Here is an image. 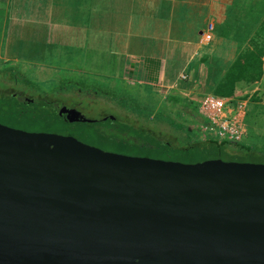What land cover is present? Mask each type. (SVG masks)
<instances>
[{"label":"water","instance_id":"1","mask_svg":"<svg viewBox=\"0 0 264 264\" xmlns=\"http://www.w3.org/2000/svg\"><path fill=\"white\" fill-rule=\"evenodd\" d=\"M0 264H264V164L129 156L0 123Z\"/></svg>","mask_w":264,"mask_h":264},{"label":"crops","instance_id":"2","mask_svg":"<svg viewBox=\"0 0 264 264\" xmlns=\"http://www.w3.org/2000/svg\"><path fill=\"white\" fill-rule=\"evenodd\" d=\"M254 1L241 0L240 5ZM236 3L239 0H6L0 1V11L29 5L37 12L34 21L42 28L39 59H44L43 68L80 71L81 65L94 67L93 61H76V54L88 51L87 44L95 42L107 58L101 72L110 79L109 84L118 79L121 84L129 82L155 92L159 100L182 101L187 109L181 113L196 121L190 127L199 134L203 118L197 111L198 101L205 94H214L215 86L239 53L232 31L226 29L232 24L229 14ZM205 34H210L209 41L204 39ZM72 35L76 44L72 48L63 45V38ZM66 57L62 64L51 63ZM263 92L264 60L258 81H238L232 95L220 97L230 99L233 106L244 100L247 106ZM248 134L246 128L241 142L229 144L237 149H264L261 137L255 146L248 143Z\"/></svg>","mask_w":264,"mask_h":264},{"label":"rangeland","instance_id":"3","mask_svg":"<svg viewBox=\"0 0 264 264\" xmlns=\"http://www.w3.org/2000/svg\"><path fill=\"white\" fill-rule=\"evenodd\" d=\"M0 1L5 3L6 0ZM20 6L16 9V5H14L5 13L0 11L1 124L29 132L72 135L78 140L102 150L129 156L182 163L220 157L225 161L264 164V149L259 148V145H257V153L253 155L237 151L233 145L226 143L223 144V152L220 155L211 144L198 145L196 153L177 154L173 150L171 152L161 148H125L106 140L98 141L96 129L106 128L109 125L108 121L102 120L106 116L117 118L118 127L119 121L150 126L158 136L169 139L172 148H178L179 145H185L186 142H189L188 132L185 129H189L191 124L196 121L191 122L181 113L187 109L182 101L159 100L155 92L129 82L125 85L121 84L118 79L114 80L115 83L109 84L110 79L103 74L104 72H101L104 70L103 67L107 66V58H103V52L100 47L95 45V42L87 44L88 51L83 54H76V57L78 56L76 61H93L94 67L81 65L80 71L62 67L51 68L50 70L43 68L41 63L44 62V59L43 61L39 59L42 56L41 51H39L42 47L39 31L42 28H39L38 22L34 21L38 17L37 12L31 10L29 5ZM233 6L235 10L233 9L229 17L230 19L232 17V24L238 27L240 24L238 16L243 14L242 5ZM238 8L239 11L237 12L236 9ZM232 36L234 38L235 33L232 32ZM75 44L73 35L70 39L63 38V45H69L72 48ZM39 46L40 48H38ZM78 58L80 59L78 60ZM66 60L68 57L66 59H53L51 63L60 62L62 64ZM118 60L116 59L117 63H119ZM262 94V97L250 101L245 108L244 124L249 132L248 138H250L248 143L255 144V146L257 138L261 137L260 142L264 141V92ZM17 95L31 98L33 101L18 105ZM60 105L66 108H74L85 118L94 122L71 123L65 121L56 114L57 107ZM44 107L48 110L43 111L42 108ZM18 109L22 111L25 109L26 113L18 116ZM54 109H56V113H54ZM148 112L151 115L147 116ZM157 114L163 115L164 119H159ZM179 124L183 128H177ZM197 136L199 139H195L194 142L203 143L200 132Z\"/></svg>","mask_w":264,"mask_h":264},{"label":"trees","instance_id":"4","mask_svg":"<svg viewBox=\"0 0 264 264\" xmlns=\"http://www.w3.org/2000/svg\"><path fill=\"white\" fill-rule=\"evenodd\" d=\"M235 5L240 4L236 3ZM242 8L241 11L243 14L238 16V19L240 18L239 26L236 27L235 24H229L228 27H226L228 31L235 33L234 38L236 41L233 44L239 49V53L233 58L231 64L222 76V79L215 86L214 94L218 96H230L233 94L236 82L258 81L263 74L264 0H255L254 2H250L248 6L243 4ZM244 44L245 46H243ZM17 102L18 105L26 104L20 101ZM42 110L47 111L48 109L44 107ZM54 111V113H56V109H54ZM24 113H26L25 109L23 111L17 110L18 116H22ZM149 115H151L150 112L147 113V116ZM57 116L59 115L57 114ZM157 116L159 119H164L161 114H157ZM102 120L108 121L109 125L106 128L101 127V129H96L97 140H106L107 142L116 143V145L124 146L125 148H161L165 151L172 152L173 150L177 154H191L198 151V145L211 144L215 147L218 155H220L223 152V144H229V142H219L215 140L206 141L204 139H202V141H204L203 143L194 142L198 139V137H196L198 134L196 133V129L194 130L189 127V129L184 128L186 132H188L189 142H186L187 144L185 145H179L178 148H172V144L168 141L169 139L158 136L150 126L141 124L135 125L134 123L119 121L120 125L118 127V120L115 117L110 119L109 116H106ZM177 128H183V126L179 124ZM237 151L245 152L248 155L257 153L256 149L245 146H240Z\"/></svg>","mask_w":264,"mask_h":264},{"label":"built area","instance_id":"5","mask_svg":"<svg viewBox=\"0 0 264 264\" xmlns=\"http://www.w3.org/2000/svg\"><path fill=\"white\" fill-rule=\"evenodd\" d=\"M204 39L209 41L210 34ZM181 75V78H185ZM246 101L241 100L235 106L230 99L205 94L198 101V113L203 122L198 125L201 138L219 142L239 143L246 134L244 124Z\"/></svg>","mask_w":264,"mask_h":264},{"label":"flooded vegetation","instance_id":"6","mask_svg":"<svg viewBox=\"0 0 264 264\" xmlns=\"http://www.w3.org/2000/svg\"><path fill=\"white\" fill-rule=\"evenodd\" d=\"M19 96H21V95H17V97H19ZM32 101H33V99L27 97V101L26 102H32ZM61 117L65 120V114L61 115Z\"/></svg>","mask_w":264,"mask_h":264}]
</instances>
